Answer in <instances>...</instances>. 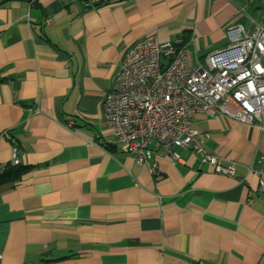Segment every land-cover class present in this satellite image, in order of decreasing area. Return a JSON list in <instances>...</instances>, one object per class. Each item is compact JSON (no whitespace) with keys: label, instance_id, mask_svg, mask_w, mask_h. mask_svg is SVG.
Wrapping results in <instances>:
<instances>
[{"label":"crops","instance_id":"1","mask_svg":"<svg viewBox=\"0 0 264 264\" xmlns=\"http://www.w3.org/2000/svg\"><path fill=\"white\" fill-rule=\"evenodd\" d=\"M88 1L0 0V173L14 145L29 167L0 184V264H264V130L199 112L235 175L181 147L156 175L109 141L102 107L138 39L204 62L230 26L264 25V0Z\"/></svg>","mask_w":264,"mask_h":264},{"label":"built area","instance_id":"2","mask_svg":"<svg viewBox=\"0 0 264 264\" xmlns=\"http://www.w3.org/2000/svg\"><path fill=\"white\" fill-rule=\"evenodd\" d=\"M228 36L225 47L193 65L185 45L161 42L154 34L131 44L102 101L105 124L113 133L109 141L121 144L138 165L156 175L160 156L180 159L178 147L200 153L217 173L235 175V166L208 152L203 134L193 126L195 114L202 112L264 130V25L257 22L248 30L234 24ZM66 126L74 127V120ZM2 136L13 140L9 131ZM21 156L14 145L11 162L21 163ZM259 188L264 194L262 179Z\"/></svg>","mask_w":264,"mask_h":264},{"label":"trees","instance_id":"3","mask_svg":"<svg viewBox=\"0 0 264 264\" xmlns=\"http://www.w3.org/2000/svg\"><path fill=\"white\" fill-rule=\"evenodd\" d=\"M28 169L29 167L22 165V163H7L0 173V184L20 179Z\"/></svg>","mask_w":264,"mask_h":264}]
</instances>
